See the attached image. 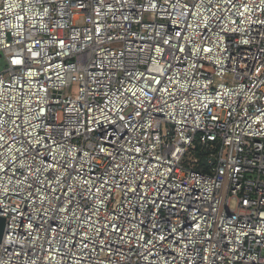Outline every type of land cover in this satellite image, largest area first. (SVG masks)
Segmentation results:
<instances>
[{"label":"built area","instance_id":"2783aa9c","mask_svg":"<svg viewBox=\"0 0 264 264\" xmlns=\"http://www.w3.org/2000/svg\"><path fill=\"white\" fill-rule=\"evenodd\" d=\"M0 54V264H264V0H0Z\"/></svg>","mask_w":264,"mask_h":264},{"label":"water","instance_id":"95a60500","mask_svg":"<svg viewBox=\"0 0 264 264\" xmlns=\"http://www.w3.org/2000/svg\"><path fill=\"white\" fill-rule=\"evenodd\" d=\"M2 58V54H0V59ZM203 164L207 165L208 163L203 160ZM5 226H6V219L2 216H0V244L3 239L4 231H5Z\"/></svg>","mask_w":264,"mask_h":264},{"label":"rangeland","instance_id":"374dc122","mask_svg":"<svg viewBox=\"0 0 264 264\" xmlns=\"http://www.w3.org/2000/svg\"><path fill=\"white\" fill-rule=\"evenodd\" d=\"M5 63H4V59H0V69H2L4 67Z\"/></svg>","mask_w":264,"mask_h":264}]
</instances>
